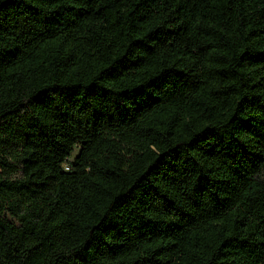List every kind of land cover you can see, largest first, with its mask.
<instances>
[{
	"label": "trees",
	"instance_id": "1",
	"mask_svg": "<svg viewBox=\"0 0 264 264\" xmlns=\"http://www.w3.org/2000/svg\"><path fill=\"white\" fill-rule=\"evenodd\" d=\"M0 264H264V0H0Z\"/></svg>",
	"mask_w": 264,
	"mask_h": 264
},
{
	"label": "rangeland",
	"instance_id": "2",
	"mask_svg": "<svg viewBox=\"0 0 264 264\" xmlns=\"http://www.w3.org/2000/svg\"><path fill=\"white\" fill-rule=\"evenodd\" d=\"M20 175H21V173H18V174L16 175V177H20Z\"/></svg>",
	"mask_w": 264,
	"mask_h": 264
}]
</instances>
